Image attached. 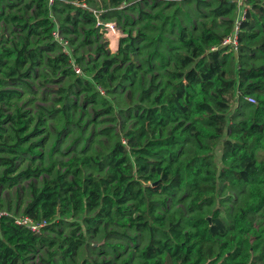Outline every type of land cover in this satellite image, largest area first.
<instances>
[{"label":"trees","instance_id":"trees-1","mask_svg":"<svg viewBox=\"0 0 264 264\" xmlns=\"http://www.w3.org/2000/svg\"><path fill=\"white\" fill-rule=\"evenodd\" d=\"M78 1L91 5L97 0ZM102 1L109 9L139 3ZM4 2L0 0V7ZM36 2V18L27 20L16 15L10 19L21 32H27L23 43L9 45L0 41V186L12 189L21 180L53 176L41 190L33 191V200L24 211L35 222L45 221L48 225L36 234L11 218L2 217L0 264H21L39 245L49 243L54 247V241L43 232L53 231L51 227L57 219L94 211L97 213L88 221L89 230L105 221L112 224L121 220L128 222L124 225L149 234V242L139 249L138 264H264V0H244L247 15L240 25L237 52L231 46L221 45L234 33L238 0H218L212 17L203 16L206 20L199 30L186 24L181 27L174 21L184 20L178 14L180 7L171 2L169 5L174 7L170 10L177 8L171 15L161 9H138L144 24L138 34L133 36L132 30L125 29L128 37L122 39L118 54L110 57L107 53L102 61L86 65L72 47L67 35L71 31L66 26L71 25L72 32L78 34L79 25L86 22L92 29L84 32V44L93 45L98 24L95 11L89 13L81 7L69 6L61 32L72 50L70 57L55 39L49 0ZM158 3L157 8H161ZM134 5L129 8L134 10ZM97 12L103 22L112 17ZM113 15L121 19L120 13ZM2 19H5L4 11L0 13ZM154 21L162 23L158 25L161 33L156 36L149 30V23ZM167 24L172 30H180L175 41L164 36ZM33 37H39L40 43L53 41V46L60 49V54L51 60V68L54 73L61 72L63 78L76 80L74 95L79 100L84 94L85 111L91 99L94 106L98 104L93 98L101 96L102 91L108 96L114 94V84L134 90L140 84L141 73V83L147 73L151 74L150 86L141 93L135 123L125 133V141L118 138L111 150L83 154L69 163L55 160L48 167L35 165L37 158L44 162L42 150L52 134L48 116L42 108L36 113L38 116L21 107L10 111L21 92L16 87H5V81L16 83L29 78L30 71L42 64L43 53L54 50L53 46L36 48ZM139 40L149 50L147 70L131 60V52ZM166 43L170 47L167 59L162 50ZM98 50L102 52L103 47L99 46ZM121 56V63H129L125 68L119 65ZM159 59L166 60L162 63L166 73L152 75ZM75 66L81 74L75 71ZM155 79L160 82L155 84ZM59 94L62 107L54 113L70 121V113L79 110L80 105L75 101L65 102L66 89H61ZM248 97L256 102L249 103ZM101 98V104L108 108L106 112L112 114L109 99ZM235 106L237 110L233 109ZM169 124L174 127L168 133ZM219 147L222 153L218 159ZM39 149L41 152L36 153ZM30 154L32 157L27 156ZM19 159L20 165L26 162L30 165L21 170ZM95 167L104 174L86 176ZM220 184L248 190L251 201L246 200L225 219L218 217L217 211L211 221L203 212L201 217L192 216L185 222L155 212L154 200L162 195L173 196L176 201L192 198L196 206L205 202L213 205ZM131 202L135 203L137 216L128 212ZM81 243L72 236L66 255H73ZM83 264H113V261L92 260ZM121 264L134 263L124 260Z\"/></svg>","mask_w":264,"mask_h":264},{"label":"rangeland","instance_id":"rangeland-1","mask_svg":"<svg viewBox=\"0 0 264 264\" xmlns=\"http://www.w3.org/2000/svg\"><path fill=\"white\" fill-rule=\"evenodd\" d=\"M56 1V4H55ZM138 6L134 3L129 5H123L118 9H109L108 5H105L102 0H97L91 5H85L78 0H49L50 18L55 23V33L62 34L63 19L68 14V8L81 7L89 13L94 11H100V14H107L112 16L102 25L96 24V33L92 38L95 43L93 45L84 44L85 31L92 29L86 22H82L78 28V34L72 32L71 25H67L66 29H69L71 33L69 35L70 41L73 42V48L77 50L79 58L82 59L84 65L92 63L96 60L102 61L107 53L110 57L118 54L121 47L122 39L128 37L126 30H132L133 36H136L140 27H143L142 17L139 14L138 9L144 11H164L166 14L171 15L177 8L170 10L169 5L171 2L176 3L179 7L178 14L181 16L183 22L175 19L181 27L186 24L190 28H196L197 30L202 28L203 20L209 15V19L212 17V11L216 8L218 0H135ZM146 1L147 3H143ZM200 1H204L202 4ZM156 2L161 6L157 8ZM135 6L134 10L129 8ZM13 6V7H12ZM31 6V8H28ZM98 9V10H96ZM36 0H5L2 7H0V13L4 11L5 19L0 20V41H7L11 45L12 43H23V38L27 32H21V28L10 22L13 16H24L25 19L36 18L37 13ZM120 13L121 19L119 20L116 13ZM171 12V13H170ZM74 13V11H72ZM98 13V12H97ZM99 15V14H98ZM203 16L204 19H203ZM7 17V18H6ZM185 17V19H184ZM188 17V18H187ZM7 19V21H6ZM208 19V18H207ZM186 21V23H185ZM106 23V24H105ZM104 25H109L106 27ZM111 25V26H110ZM161 22L149 23V30L153 36L158 35L160 32ZM111 29H116L120 35L117 38L108 36ZM62 31V32H61ZM180 30L175 28L172 30L171 26L167 24L165 27L164 36L175 41L179 35ZM117 39V42L115 40ZM32 41L36 48L53 46V41L39 42V37H33ZM126 43L122 46L125 47ZM102 46L103 50L100 52L98 47ZM53 51H46L43 53L42 64L33 68L29 73V78H22L20 82L13 83L11 81H5L6 88L16 87L21 92V97L15 98L12 102L13 107L10 111H14L17 107H21L26 111H30L32 115H36L38 111L42 110L48 116V125L51 131V137L44 148L43 157L44 162H41L37 158L36 166L43 164L50 166L55 160L59 162L69 163L74 157L82 156L83 154H96L99 152L109 151L113 148L118 138L125 141V133L135 123V110L139 104V99L143 90L149 88V82L151 74L147 73L144 82L141 83L143 73L139 75V85L135 86L131 90L130 87L123 89L120 86L113 85L112 89L114 94L108 96L104 91L93 98L98 101V104L94 106L92 99L88 103L87 110H83L84 94H81L79 100H76L74 93H77V86L75 79L63 78L61 72L54 73L51 60L60 54V49L54 45ZM130 48L132 50L131 60L137 66H143L144 70L148 69L146 62L147 54L149 50L146 45L141 41H137L135 46ZM170 47L168 44L162 46L163 53L167 55L165 59L169 57L168 50ZM120 57L119 65L121 68H125L129 63H121ZM166 60L155 61V70L152 71V75L158 76L159 72L166 73V70L162 68V63ZM121 63V64H120ZM83 65H81L82 67ZM29 66H27L22 72L24 73ZM84 75V74H83ZM83 75H77L79 77ZM0 78L2 76L0 75ZM160 82L159 79H155L154 83ZM61 89H66L67 100L69 104H73L74 101L80 105V109L72 111L70 113V121L66 117L60 118L54 111H59L62 105L59 103ZM99 90V89H98ZM153 91V90H152ZM107 98L112 105L113 112L108 114L106 112L107 106L101 104L102 98ZM237 110V106L233 108ZM38 116V115H36ZM55 119H57L55 121ZM61 119V121H60ZM242 117H238L241 120ZM125 126V127H123ZM174 124H169L168 133L173 129ZM225 136L224 139H226ZM35 142L39 141L34 140ZM41 150L36 153H40ZM218 159L222 153L221 147L218 149ZM32 157V154L27 155ZM38 157V156H37ZM21 160L17 162L18 165ZM30 165L26 162L24 165H20L21 170L26 169ZM220 166V164H219ZM62 172L65 170L61 169ZM93 174L94 176H102L104 173L97 167L88 170L87 175ZM53 177V176H52ZM52 177L42 175L39 179L21 180L14 188H8L7 186H0V199L2 204L0 205V219L2 217H9L15 221L20 217H27L24 215V211L33 200V191L35 189L41 190L44 187L45 181ZM186 194L185 196H187ZM181 197L180 194L177 198ZM184 198V197H183ZM179 199V198H178ZM251 201V196L248 190H239L229 187L224 184H220L219 193L214 199L213 205L203 203L200 206L192 204V198L180 201L174 200L173 196L162 195L156 198L155 212L157 215L166 214L171 216L175 221H183L196 216L201 217L202 212L204 217L211 221L214 217V213L218 211V217L228 218L233 214L239 205L245 201ZM128 212H133L135 203L129 204ZM97 211L94 212H81L76 213L71 217L63 219H57L51 227L53 231L43 232L44 235L50 237L54 241L55 246L51 247L47 245H39L33 253L23 258L21 264H83L84 261H98L111 260L113 264H121L124 260H130L134 264L141 262L140 250H142L150 240V236L147 232L130 228L121 220H117L114 223L102 222L97 224L94 228L89 230L88 221L91 220ZM18 225V224H17ZM20 226V225H19ZM187 229H190L188 227ZM79 238L82 243L79 245L78 250L68 257L66 255L67 249L70 246L72 236Z\"/></svg>","mask_w":264,"mask_h":264},{"label":"built area","instance_id":"built-area-1","mask_svg":"<svg viewBox=\"0 0 264 264\" xmlns=\"http://www.w3.org/2000/svg\"><path fill=\"white\" fill-rule=\"evenodd\" d=\"M94 14L97 17L98 25H102L101 19L99 18L97 11H95ZM246 15H247V8L244 5V0H238V15H237L236 23H235L236 25H235L234 33L230 37L226 38L221 46H231L233 51H235V52L238 51V49H239L238 33L240 30V25H241L242 21H244L246 19ZM104 26L109 27V25H104ZM55 39L63 47L64 52L67 55H69L70 57H72V50L69 47V42L66 39H64L60 35V33H55ZM213 50H217V48L214 47ZM74 69L78 74H81V70L78 67L75 66ZM247 101L249 103H255L256 102L255 99L252 97H248ZM17 224L26 228L27 230H29L33 233H36V234L41 233L42 229L48 225V223L45 221L41 222V223H37L29 217L18 218Z\"/></svg>","mask_w":264,"mask_h":264},{"label":"bare ground","instance_id":"bare-ground-1","mask_svg":"<svg viewBox=\"0 0 264 264\" xmlns=\"http://www.w3.org/2000/svg\"><path fill=\"white\" fill-rule=\"evenodd\" d=\"M120 35V33L116 29H110L108 36L117 38V35Z\"/></svg>","mask_w":264,"mask_h":264}]
</instances>
